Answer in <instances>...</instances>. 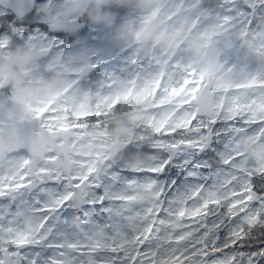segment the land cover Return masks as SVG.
<instances>
[{
  "label": "clouds",
  "instance_id": "9594fccd",
  "mask_svg": "<svg viewBox=\"0 0 264 264\" xmlns=\"http://www.w3.org/2000/svg\"><path fill=\"white\" fill-rule=\"evenodd\" d=\"M229 4L232 0H29L32 16L23 30L38 22L50 33L72 36L73 42L61 48L53 39L17 37L14 32L0 37V185L31 178L50 151L59 153L63 169L69 158L92 159L77 152H99L101 169L150 167L156 157L141 146L151 144L162 123L175 127L182 117H207L221 105L231 106L236 97L247 102L264 92V87H236L253 79L264 82V24L256 26L255 35L230 31L221 23ZM81 23L100 30L95 54L78 39ZM115 51L126 53L139 70L93 80L94 55ZM189 78L193 83L184 93L165 91H179ZM195 81H200V91L193 98ZM186 100L190 102L182 103ZM97 112L99 117L80 115ZM80 124L86 127H73ZM132 146L136 151H129ZM243 151L245 161L264 170V140ZM13 195L0 200V248L25 235H53L51 228L40 230L41 224H49L44 214L30 201L17 204ZM4 260L20 264L15 252H6Z\"/></svg>",
  "mask_w": 264,
  "mask_h": 264
},
{
  "label": "snow or ice",
  "instance_id": "6c2138e0",
  "mask_svg": "<svg viewBox=\"0 0 264 264\" xmlns=\"http://www.w3.org/2000/svg\"><path fill=\"white\" fill-rule=\"evenodd\" d=\"M257 19H264V0H236L221 23L247 35ZM10 20H0V33L11 31ZM191 83L185 79L179 91H165L180 95ZM195 83L193 98L200 91V81ZM93 115L101 113L86 116ZM165 124L141 148L156 157L144 169H97L85 158L77 169L65 170L59 153L50 151L31 178L20 177L16 187L26 188L30 198L16 203L30 201L46 223L62 229L64 240L22 242L19 248L12 243L0 248V264L6 252H15L20 264H264V170L240 166L244 142L264 140V92L247 102L236 97L207 117L193 114L175 127ZM192 173L212 178L193 184ZM101 189L103 194H94Z\"/></svg>",
  "mask_w": 264,
  "mask_h": 264
},
{
  "label": "flooded vegetation",
  "instance_id": "af4514ba",
  "mask_svg": "<svg viewBox=\"0 0 264 264\" xmlns=\"http://www.w3.org/2000/svg\"><path fill=\"white\" fill-rule=\"evenodd\" d=\"M236 0H232V4H235ZM5 17H11V20L9 21V26L11 28L10 32H3L0 33V37H2L5 34H11L15 33L17 34V37H27L30 39L38 40V39H53L56 41V44L58 47L64 48L66 46H71L73 42V37L68 35V34H53L50 33L45 26L40 25L38 22H35L30 25H35V27H32L31 30H23L22 25L24 22L30 18L25 17L24 19H18L12 12L3 9L0 7V20H2ZM264 24V19H257L255 28L252 29L251 31L253 34H257L259 32V28L256 27L258 25ZM227 27L230 31L233 28L238 29V27H230V26H225ZM89 37V42L91 45V49L87 50L90 54H95L98 52L99 47H98V42L100 40V30L95 29V28H90L87 25V29L83 35H79L78 39L81 40L85 37ZM94 59H96V67L95 71L93 73V80L95 81H106L113 75H120V76H131L134 75L136 71L139 69L135 66L134 62L127 56L126 53L123 51H115L111 55L108 56H95ZM250 86L247 87L248 89H254L258 87H264V83L261 81H257L253 79L248 83ZM88 113H81L80 115H87ZM95 114V113H92ZM181 121H185L184 118L182 117ZM71 127V126H67ZM67 127H62L66 131ZM81 127H86V125L81 126ZM248 141H245L243 144V149H247V147L250 145ZM144 145L141 146L143 148ZM150 147V146H148ZM149 153V152H145ZM77 156L81 157H92L90 159L92 162H94L95 166L97 169H101L99 165V161L101 159V155L99 152L93 153V152H77ZM83 160L81 159H72L69 158L64 162V167L66 170H73L77 169L79 167L78 161ZM241 167H252L250 163L247 161H242L241 162ZM179 175V171L177 173ZM192 177L191 182L194 184L198 180L201 179H211L212 177L208 174L205 173L204 177H200L197 173H192L190 174ZM175 179V178H174ZM26 188H17L16 184H5V185H0V200H2L5 196H8L9 193L14 194L10 198L15 197V199H25L28 200L30 198L28 190H25ZM95 195H101L103 194V190L95 191ZM106 204L110 205V201H106ZM90 206H93L90 204ZM94 207H102V206H94ZM64 211H67V204L64 206ZM77 215H79V211H77ZM101 215L107 216V212L102 213ZM46 228H51L53 235L50 236H44V238H41V234H38L35 236L34 239H30L27 235H25L24 238L22 239H14L11 241V243H15L17 247L22 246L23 244H32L34 241L39 242V243H45L48 241H51L53 243H57V240L54 237H58L60 241L63 242L64 240V233L61 228H59L56 224H41L40 225V230L46 229ZM9 232L14 230V225L10 224L7 229ZM38 230V231H40Z\"/></svg>",
  "mask_w": 264,
  "mask_h": 264
},
{
  "label": "water",
  "instance_id": "95a60500",
  "mask_svg": "<svg viewBox=\"0 0 264 264\" xmlns=\"http://www.w3.org/2000/svg\"><path fill=\"white\" fill-rule=\"evenodd\" d=\"M0 5L6 10L12 11L18 18H24L32 10L29 8V0H0ZM85 29V24L77 28L78 35Z\"/></svg>",
  "mask_w": 264,
  "mask_h": 264
},
{
  "label": "rangeland",
  "instance_id": "374dc122",
  "mask_svg": "<svg viewBox=\"0 0 264 264\" xmlns=\"http://www.w3.org/2000/svg\"><path fill=\"white\" fill-rule=\"evenodd\" d=\"M80 41L82 42V44H83V46H84V49H85L86 51L92 48L91 45H90L89 37H88V36L85 37V38H83V39H81ZM249 143H250V142H249Z\"/></svg>",
  "mask_w": 264,
  "mask_h": 264
},
{
  "label": "trees",
  "instance_id": "16d2710c",
  "mask_svg": "<svg viewBox=\"0 0 264 264\" xmlns=\"http://www.w3.org/2000/svg\"><path fill=\"white\" fill-rule=\"evenodd\" d=\"M38 2H40V0H38ZM32 14H30L29 16H27V18H31ZM17 36V34H15Z\"/></svg>",
  "mask_w": 264,
  "mask_h": 264
}]
</instances>
